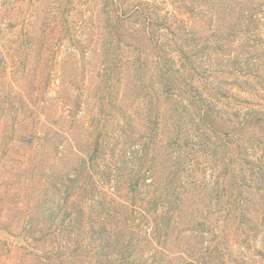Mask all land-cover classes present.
<instances>
[{
    "label": "rangeland",
    "instance_id": "obj_1",
    "mask_svg": "<svg viewBox=\"0 0 264 264\" xmlns=\"http://www.w3.org/2000/svg\"><path fill=\"white\" fill-rule=\"evenodd\" d=\"M139 9L143 12L131 13L126 19L162 21L167 18L176 22V45L164 43L169 33L162 35L161 42L169 52L178 45L184 48L194 45L196 48L186 50L188 56L194 55L192 67L209 70L205 76L200 73L201 78L187 69L177 75L180 81L191 80L193 86H199L200 93H192L195 98L190 109L194 114L200 100H208L214 111L224 117L218 118L222 129H227L232 122L227 117L235 118L241 111H249L247 106L254 107V111H249L252 116L264 117V0H0V264L43 263L36 259V250L25 245L31 244L33 236L41 239L49 235L50 222L42 216L49 205L46 199L58 179L69 173L78 180L67 185L73 192H79L78 195L70 193L69 209L85 210L86 223L96 217L98 223L108 222L109 229L122 228L128 234L131 226L141 229L138 239L128 242V237L125 241L131 244L130 258L121 262L120 257L114 264H170L171 261L187 264L188 258L181 252L192 253V249L187 251L189 245L200 244L197 251L193 250L200 253L202 238L194 232L200 230L196 223L202 211L188 210L182 217L175 215L176 220L181 218L180 228H175L170 240L165 242L170 250L176 249L180 254L172 258L166 252L152 255L142 233L153 226L139 212L142 195L139 191L144 180L141 179L138 188L131 182L144 174L145 160L130 167L126 153L136 151L133 158L140 156L142 151L137 146L148 134L142 125L146 124L147 116L161 122V127L176 129L183 135L187 128L173 121L182 119L181 101L188 95L179 87L183 84L176 81L171 89L174 95L166 102L162 98L158 101L152 86L144 91L141 75H130L128 71L121 77L127 79L124 83L108 82L115 75L109 70L115 63L113 42L117 44L118 38L127 43L120 42L122 46L130 44L132 51L125 49L129 55L142 50L150 54L151 59L142 56L149 65L156 63L155 53H161L160 45L152 43L140 26L142 32H134V23H127L133 31L118 30L115 25L116 18L121 17L120 10ZM151 30L156 33L157 27ZM204 54L210 57L205 64ZM178 66L184 69L180 63ZM157 80L156 92L162 96L167 80ZM184 86L186 90L191 89ZM203 90L206 92L202 99ZM145 111L150 113L145 115ZM236 120L233 122L238 123ZM101 124L106 125L107 134L97 152L99 157L86 161L95 149L97 127ZM187 124L192 126L190 120ZM251 129L248 136H258L263 141L255 138L254 142L264 145V128L255 123ZM165 131L160 129L155 140ZM214 143L217 148L214 152L218 155L214 159L220 161L224 148L217 145L222 140L216 139ZM178 145L174 139L157 150L159 162L154 173L158 172L163 184L171 163L166 156L180 153ZM232 146L237 153L239 145ZM117 166L123 168L118 176ZM253 182L264 186L263 179ZM188 192L195 194L189 187ZM65 194L58 197L62 199ZM256 195L261 197L260 205H252L247 210L256 215L262 231L239 246L247 256L243 264H264V200L260 192ZM240 228L246 230L247 226L242 224ZM84 229L90 232L89 225ZM67 234L60 232L58 238L52 236L47 243L64 246L61 249L67 255L75 245H82L83 250L79 257L60 258L58 264H97L98 258L107 260L104 254L109 256L111 250L99 251L101 239L70 242ZM103 238L105 241L109 237ZM230 243L227 249L232 246ZM152 245L156 250L157 244ZM92 257L96 260L91 261ZM227 258L230 259L228 255Z\"/></svg>",
    "mask_w": 264,
    "mask_h": 264
},
{
    "label": "trees",
    "instance_id": "obj_2",
    "mask_svg": "<svg viewBox=\"0 0 264 264\" xmlns=\"http://www.w3.org/2000/svg\"><path fill=\"white\" fill-rule=\"evenodd\" d=\"M119 12L121 17L118 16L115 20V25L118 30L133 31V28L127 25V23H134V32L143 31L144 35L148 36V39L152 43L160 45L161 53L157 51L155 53L156 55L153 56V60H157L156 63L149 65L146 63L149 61L142 59V56L151 59L150 54L142 50L139 54L129 55L126 53L125 49L132 51L130 44L126 45L127 43L125 41L118 38L119 41L117 44L113 42L114 50L112 59H114L115 63L109 70L115 73V75L108 82L124 83L123 81L127 79L121 77L124 75L123 73L128 71L130 75L134 73H138L139 76L141 75L140 83L143 84L144 91L148 90V86H152L158 101L162 98L164 102H166L174 95L171 89H173L172 85H175L176 81L183 84L179 87L185 90L183 93L188 95L186 97L183 96L181 101V106L183 108L182 119L173 121L175 125L179 123L182 128H187L183 135L178 134L175 131L176 129L172 131V129L167 126L161 127V122L157 119H153L151 116H147L146 118L148 120L146 124L142 125L148 134H146L144 142L137 146L142 151L140 156L133 158V153L136 151L127 152L128 154L126 153V156H128L126 160L128 159L127 163L130 167L138 161L145 160L146 169H144V174L142 173L140 177L138 176V180L132 181L131 183L138 188L141 186V179L144 180L141 191H139V193L142 194L139 198L141 206L139 212L145 222L153 225L151 230L144 229L142 232L144 233L145 242L148 244V249L152 251V255L153 253L163 254V252H166L170 257L180 255L179 252H176V249L170 250L171 248L165 243L170 240L174 232L173 230H175V228H180L179 222L181 218H177L176 220L175 215L182 217L183 213H187L188 210L193 213L202 211V214L199 216L201 218H199V222L196 223L200 227V230L194 232V235L198 237L201 236L200 238H202L201 247L199 248L200 253L197 254L193 251H197V247H199L200 244L196 246H187V251L190 252V249H192V253L188 254L181 252L188 258L186 259L188 262L187 264H243L247 260V256L245 258V254L242 251L243 248H239V246L243 245L245 243L244 241L248 238L251 240L250 237H255V235L258 236L262 231L256 215L250 210H247V208L252 205H260L261 197L256 195L258 192L263 195L264 200V186L260 187L259 184L253 182L255 180L257 181V179H263L264 181V145H257L254 142V139L258 136L251 138L248 134L249 129H251L252 125L255 123H258L264 128V117L252 116L249 111H254V107L247 106L246 104L247 110L249 111L245 113L241 111L240 114L235 115V118H233V116L227 117V119L229 118L232 122L227 129H222L221 122L218 118L224 117L222 114L214 111L212 103L208 100H200L194 114L190 109L191 100L195 98V95H192V93L193 91L200 93L199 86H193L191 80H184L185 82H182L178 79L177 75L181 74L180 72L185 69L190 73L193 71V74H197V76H199L200 73H202V75L204 74V76L207 74L209 71L208 69L200 70L199 66L193 68L190 63L194 55L188 56L186 50H192L196 47L191 45L189 48H184L178 45L177 48H174L176 50L173 49V52H169L161 42V40H164L162 39V35L169 33L170 36L164 43L169 45L174 42L176 45L177 26L174 28L176 22H170L167 18L162 21L152 18L134 21L126 19L131 13L143 12L142 9L137 11L129 10L128 12L120 10ZM153 26L157 27L156 33L151 30ZM120 42L126 44L122 46ZM176 54L178 55L177 57L175 56ZM205 56L203 60L204 64L210 59L208 55ZM123 60H125V62H123ZM178 63H180L184 69H180ZM186 64H188L189 67H187ZM130 68L134 70L132 71ZM199 77L201 78L202 76ZM162 78L167 80V88L162 92V96H159L156 92L159 86L157 79ZM150 83H152V85H149ZM184 85L189 86L191 89L186 90L187 88ZM107 89L113 90L110 89V86H107ZM202 92L201 98L203 99L206 91L203 90ZM180 93L183 95L182 92ZM145 96L149 95L146 94ZM239 100L244 101L242 99ZM178 102L176 101L175 103L179 104ZM158 104L160 105V103ZM243 105L244 104L239 103V106ZM149 113V111L144 112L145 115ZM234 119H237L236 121L239 122L234 123ZM187 120L191 121V127L188 126ZM170 124L173 126L172 122ZM160 129L166 131L158 140H155ZM105 130V124H101V126L97 127L95 149L87 156L86 161L91 162L93 159L99 157L97 152H99V148L103 144V137L105 138L107 134ZM188 130H190V132ZM120 136L124 137V135ZM168 137H170L171 140H168ZM174 139L176 143H179L181 150L180 153L173 157L166 156L170 158L171 163L168 175L166 176V182L163 184L157 175L158 172L157 174L154 173V169H157V163L159 162L157 150L159 147L163 146L164 143H169L174 141ZM216 139L222 140V143L217 146L224 148V155L220 161L216 159L218 158L217 152H214L217 150V148L214 147L216 145L214 143ZM257 140L263 141L261 139ZM232 144L239 145L237 147V153L233 152L231 148L233 147ZM200 149L206 150L203 153ZM242 149H244V151ZM119 151L121 152L122 150ZM120 152L119 154L125 155ZM235 154H238L239 157L237 158ZM214 155L216 156L215 159ZM203 156L204 158L201 159ZM209 156L211 157L212 164L209 160ZM122 169L121 166H117V176ZM198 170L201 171L200 174L196 173ZM199 175L202 177L197 179L196 177ZM90 176L91 174L89 177ZM77 180L73 177L72 173H69L65 175L62 180L58 179L54 184V191L49 193L48 197L46 195L44 196L47 197L46 201L49 205L45 207V209H48L42 216H45V220L50 222V233H48V236L45 234L41 239H36L33 236L31 244L25 246L31 250L32 248L36 250V255L38 256L36 259L38 261L44 264H58L59 261L57 260H60V258L70 260L79 257L81 255V253H79L80 250H83L82 245H75L73 250H70L69 255H67L68 252H63L61 249L64 248V246L47 243L49 242L48 239L52 236L58 238L60 232L68 233L67 239L70 242L72 240L80 242L81 239L84 238H90V241H98V239H101L100 243L103 244L99 246V251L102 249H110L111 251L109 256L104 254L107 260H104V258L99 260L98 258L97 264H114L113 262L120 261V257L122 258L121 262H125V259L130 258L133 254L130 248L131 244H125V241L128 240V237H130L128 242H132L135 237L138 239L141 234V229H139L137 225H134L136 226L135 228L131 226L130 234H128L127 230L118 227L109 229L108 222L98 223L96 217L95 220L86 223L85 210L69 209L70 193L78 195L79 192L76 190L73 192L71 186L67 184L75 183ZM187 186L191 190H194L195 194H190ZM61 194H65L62 199L58 197ZM197 195H202V198L200 197L201 199H199ZM258 198H260V202ZM209 199L211 201H209ZM212 216H214L213 219L211 218ZM210 218L212 220L209 221ZM131 223H133V221ZM232 223H234V226H232ZM242 224L247 226L246 230L240 228ZM87 225H89L90 232L84 229ZM98 234L102 236L99 237L97 236ZM102 237L109 238L104 241ZM153 242L157 244L156 250L152 245ZM160 242L162 244H160ZM229 242H232L230 243L232 246L227 249ZM44 244L47 245V247ZM233 246H235V248ZM153 249L155 250L154 252ZM14 254L15 252L13 251V255ZM113 254L114 256L111 260L110 257ZM227 255L231 260L227 258ZM95 257H92L91 261H95L97 258ZM226 261L229 262L226 263ZM179 263L180 262L175 263L171 261L170 264Z\"/></svg>",
    "mask_w": 264,
    "mask_h": 264
}]
</instances>
